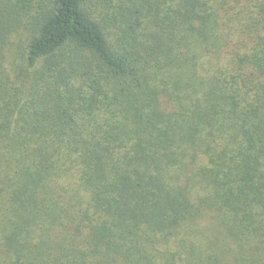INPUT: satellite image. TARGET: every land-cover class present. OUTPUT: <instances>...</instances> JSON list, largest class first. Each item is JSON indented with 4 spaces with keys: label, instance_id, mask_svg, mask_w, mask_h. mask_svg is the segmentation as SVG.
I'll return each mask as SVG.
<instances>
[{
    "label": "trees",
    "instance_id": "1",
    "mask_svg": "<svg viewBox=\"0 0 264 264\" xmlns=\"http://www.w3.org/2000/svg\"><path fill=\"white\" fill-rule=\"evenodd\" d=\"M0 264H264V0H0Z\"/></svg>",
    "mask_w": 264,
    "mask_h": 264
}]
</instances>
